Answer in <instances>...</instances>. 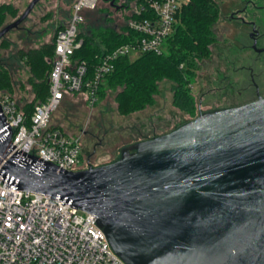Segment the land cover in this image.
<instances>
[{"label": "water", "instance_id": "1", "mask_svg": "<svg viewBox=\"0 0 264 264\" xmlns=\"http://www.w3.org/2000/svg\"><path fill=\"white\" fill-rule=\"evenodd\" d=\"M39 1L2 27L0 39ZM12 135L0 105L4 180L95 215L128 264H264V97L202 113L76 171L11 154Z\"/></svg>", "mask_w": 264, "mask_h": 264}, {"label": "built area", "instance_id": "2", "mask_svg": "<svg viewBox=\"0 0 264 264\" xmlns=\"http://www.w3.org/2000/svg\"><path fill=\"white\" fill-rule=\"evenodd\" d=\"M190 0H142L127 24L131 39L100 54L89 76L86 60L72 55L79 38L84 10L95 9L99 0H73L70 21L55 35V51L49 73V95L35 106L30 122L14 96L0 91V105L13 129V152H25L65 170H80L82 133H69L53 123V116L67 94L82 96L88 106L98 101V92L108 73L122 56L144 52L162 54L173 32L180 9ZM0 264H128L112 248L95 215L58 198L27 192L8 184L0 175Z\"/></svg>", "mask_w": 264, "mask_h": 264}, {"label": "rangeland", "instance_id": "3", "mask_svg": "<svg viewBox=\"0 0 264 264\" xmlns=\"http://www.w3.org/2000/svg\"><path fill=\"white\" fill-rule=\"evenodd\" d=\"M30 1L0 0V6H6L0 10L4 13L3 18H0V29L20 16ZM246 1L216 0L220 6V15L213 25L215 41L210 44V53L200 62L193 80L188 84L195 99V115L176 104L174 82L166 78L159 81L158 92L154 94L152 103L126 115L119 112L116 91L113 89L108 88L100 102L94 106H88L80 95L65 96L53 116V123L69 133H82L81 168L114 161L121 156L122 149L170 132L195 118L200 109L229 106L244 100L236 98L239 87L237 83L243 81L244 74L234 73V70L241 66L251 67L260 56L251 49L248 37L250 28L238 27L230 23L228 17ZM255 1L264 3V0ZM126 2L117 0L116 3L121 6ZM130 12L128 7L109 8L107 3L99 0L95 9L83 11L85 18L81 29L91 32L107 26H121ZM72 14L71 0H40L24 21L0 39V66L9 70L13 82L12 95L20 106L34 98L32 85L28 82L30 66L20 52L53 42L58 28L66 25ZM249 18L258 19L264 31V9L254 11ZM260 58L258 67L264 65V56ZM221 69H225L235 81L237 90L230 96L223 97L221 89L215 91L219 87Z\"/></svg>", "mask_w": 264, "mask_h": 264}, {"label": "trees", "instance_id": "4", "mask_svg": "<svg viewBox=\"0 0 264 264\" xmlns=\"http://www.w3.org/2000/svg\"><path fill=\"white\" fill-rule=\"evenodd\" d=\"M102 1L107 3L109 8L112 7L110 1ZM141 2L142 0H127L120 6L121 9L122 7L131 9L121 26H118L119 24L107 26L91 32L80 28L79 38L83 43L75 50L72 59L86 60L89 64V76L93 74L99 56L105 49H113L131 39L134 32L129 29L127 22L132 18L147 16L145 12L140 14L137 12ZM4 8L6 6H0V10ZM3 15V11H0V18H3ZM219 15L220 6L216 0H190L178 13L173 32L166 39L165 51L162 54L144 52L134 58L119 57L115 69L105 76L101 84L96 104L109 88L116 91V101L121 114L141 110L153 102L154 94L158 92L159 81L166 78L174 82L176 104L195 115V99L188 84L193 80L200 62L210 53L209 46L215 41L213 25ZM54 51L55 37L53 42L20 52L21 57L30 66L28 82L32 85L34 93L33 100L25 102L22 106L19 104L27 123L30 122L35 106L45 101L49 95L48 78ZM0 91L10 95L13 91L11 75L4 66H0Z\"/></svg>", "mask_w": 264, "mask_h": 264}, {"label": "flooded vegetation", "instance_id": "5", "mask_svg": "<svg viewBox=\"0 0 264 264\" xmlns=\"http://www.w3.org/2000/svg\"><path fill=\"white\" fill-rule=\"evenodd\" d=\"M263 9L264 3H258L255 0H247L243 6L238 7L236 11L232 12L228 17V21L230 23H233L238 27L247 26L250 28L248 37L251 40V49L260 57L264 56V31L261 29V24L258 19L249 17L253 16L254 11ZM260 57L255 59V62L251 67L244 68L243 66L242 68L241 66L234 70V73L242 72L244 74L243 81L237 83L239 86L237 88L238 90L236 89L235 81L232 75L226 73L225 69H221V73L219 75V87L217 86L215 91L221 89V91L224 92L223 97H226L230 96L236 89V98L244 99L242 102H237L229 106L211 108L208 110L200 109L196 117L205 112L243 105L255 101L260 97H264V65L262 64V66L258 67L257 64L259 62L258 60L261 59ZM235 76L237 77V74Z\"/></svg>", "mask_w": 264, "mask_h": 264}, {"label": "crops", "instance_id": "6", "mask_svg": "<svg viewBox=\"0 0 264 264\" xmlns=\"http://www.w3.org/2000/svg\"><path fill=\"white\" fill-rule=\"evenodd\" d=\"M73 1V0H72Z\"/></svg>", "mask_w": 264, "mask_h": 264}]
</instances>
